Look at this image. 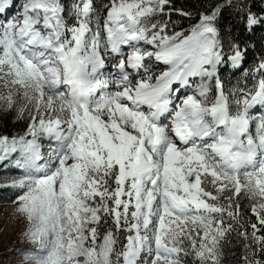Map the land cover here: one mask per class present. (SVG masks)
Instances as JSON below:
<instances>
[{"label":"snow or ice","instance_id":"1","mask_svg":"<svg viewBox=\"0 0 264 264\" xmlns=\"http://www.w3.org/2000/svg\"><path fill=\"white\" fill-rule=\"evenodd\" d=\"M172 11L0 0V112L26 124L0 187L33 245L11 264H264V0Z\"/></svg>","mask_w":264,"mask_h":264},{"label":"trees","instance_id":"2","mask_svg":"<svg viewBox=\"0 0 264 264\" xmlns=\"http://www.w3.org/2000/svg\"><path fill=\"white\" fill-rule=\"evenodd\" d=\"M208 3V0H171V8L173 9L171 13V20L176 22V31H180L181 29H187L191 23H195L196 19L198 18V14L201 11L205 10V6ZM175 10H183L184 12H190L192 13V17L188 18L185 16H181L178 14ZM261 36V32L257 31L255 36L252 38L254 41L257 42V47L259 48V39ZM251 58V53L249 54ZM248 65H245L247 67ZM223 78L225 79L227 86L232 87L237 84V82L243 83L241 80V73L233 74L230 71H225L223 74ZM26 127V124H22L21 122L13 123V122H0V131L4 133H17L22 132L23 129ZM16 173V169L13 167H8L5 169V166L0 165V178H3L6 174ZM7 187H0V205H5L12 202L11 193L9 195L7 194ZM8 195V197H7ZM17 197V193L16 196ZM243 209L245 212V219H247L251 213L247 206V201H242ZM254 220L255 217H252ZM242 249L235 245L232 247L231 252L228 254V261L227 264H237V260L240 256ZM233 253L235 256H233Z\"/></svg>","mask_w":264,"mask_h":264},{"label":"rangeland","instance_id":"3","mask_svg":"<svg viewBox=\"0 0 264 264\" xmlns=\"http://www.w3.org/2000/svg\"><path fill=\"white\" fill-rule=\"evenodd\" d=\"M103 2H106V0H96V5L99 6ZM153 63L154 62L148 61V65ZM161 66L162 65H158L155 67V69L158 70V74L161 70L159 67ZM13 119V112H0L1 123L13 122ZM20 122L25 124L24 121ZM14 174L15 172L13 175ZM13 175L8 173L3 178H0V181L10 180ZM7 188V194L9 195V193H11L13 200L11 203L0 205V264H11L12 261L21 260L22 257L17 255V251L33 247V245L23 236V233L27 228V221L18 215L17 204L13 202L16 199V193L17 195L19 194V190L10 187ZM24 264H29V262L25 261Z\"/></svg>","mask_w":264,"mask_h":264},{"label":"bare ground","instance_id":"4","mask_svg":"<svg viewBox=\"0 0 264 264\" xmlns=\"http://www.w3.org/2000/svg\"><path fill=\"white\" fill-rule=\"evenodd\" d=\"M150 65H152V64H150ZM162 68H163V66H162L161 68H159V69H162ZM157 71H158L157 69H154V73H153V74H154V75H155V74H158Z\"/></svg>","mask_w":264,"mask_h":264}]
</instances>
